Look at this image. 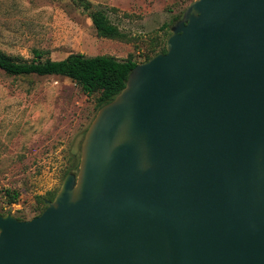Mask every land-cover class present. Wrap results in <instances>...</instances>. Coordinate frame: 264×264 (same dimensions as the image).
I'll list each match as a JSON object with an SVG mask.
<instances>
[{
  "label": "water",
  "instance_id": "1",
  "mask_svg": "<svg viewBox=\"0 0 264 264\" xmlns=\"http://www.w3.org/2000/svg\"><path fill=\"white\" fill-rule=\"evenodd\" d=\"M0 264H264V0H193Z\"/></svg>",
  "mask_w": 264,
  "mask_h": 264
},
{
  "label": "rangeland",
  "instance_id": "2",
  "mask_svg": "<svg viewBox=\"0 0 264 264\" xmlns=\"http://www.w3.org/2000/svg\"><path fill=\"white\" fill-rule=\"evenodd\" d=\"M107 7L124 36L98 34L90 11L75 0H0V51L30 61L70 53L133 56L161 52L171 27L193 0H91ZM99 93L60 75H10L0 68V212L32 218L78 172L82 140L97 115ZM9 191L17 201L9 203Z\"/></svg>",
  "mask_w": 264,
  "mask_h": 264
},
{
  "label": "trees",
  "instance_id": "3",
  "mask_svg": "<svg viewBox=\"0 0 264 264\" xmlns=\"http://www.w3.org/2000/svg\"><path fill=\"white\" fill-rule=\"evenodd\" d=\"M75 1L84 10L90 11V16L99 35L114 38L124 36L118 25L111 21L107 7L95 5L91 0ZM162 51L166 52V43ZM33 52L32 60L18 61L0 51V68L8 74L16 76L36 74L39 76L60 75L68 77L78 83L87 94L99 93L96 105L98 109L112 101L126 86L131 71L140 63L133 56L127 59H119L108 54L88 56L81 52H74L65 58L53 59L43 58L44 52L42 50L34 49ZM158 52L156 51L152 56L147 57L145 61ZM71 171L68 170L66 175ZM57 192L49 199H42L41 202L45 206L41 212L47 207V200H53ZM8 195L10 196L9 203L17 201V193L9 191ZM41 212L39 211L34 216Z\"/></svg>",
  "mask_w": 264,
  "mask_h": 264
}]
</instances>
